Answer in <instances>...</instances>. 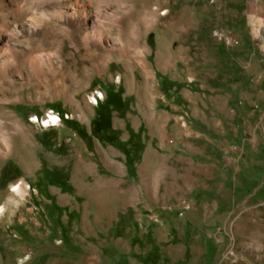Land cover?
Listing matches in <instances>:
<instances>
[{
	"label": "rangeland",
	"instance_id": "rangeland-1",
	"mask_svg": "<svg viewBox=\"0 0 264 264\" xmlns=\"http://www.w3.org/2000/svg\"><path fill=\"white\" fill-rule=\"evenodd\" d=\"M0 29V264H264V0H0Z\"/></svg>",
	"mask_w": 264,
	"mask_h": 264
},
{
	"label": "trees",
	"instance_id": "trees-1",
	"mask_svg": "<svg viewBox=\"0 0 264 264\" xmlns=\"http://www.w3.org/2000/svg\"><path fill=\"white\" fill-rule=\"evenodd\" d=\"M176 86L179 89V85ZM129 109V102L124 101L122 98V92L109 90L106 93L105 100L101 104L96 105V115L90 122V132L91 135L95 138H98L100 134H108L111 137V134H114L115 131L112 128V113L118 112L119 114H125ZM66 125L72 130L79 133L82 138H86L87 132L84 129L81 131L77 128V124L73 121H65ZM126 130L132 137L139 136L138 132L134 135L133 131L130 129V126L126 125ZM114 140H112L113 142ZM126 158H127V166L132 169L133 160H129V153L123 150ZM49 180L48 177H44L47 180L48 185L59 187L63 192H66L65 182L61 180V176L56 173H50Z\"/></svg>",
	"mask_w": 264,
	"mask_h": 264
},
{
	"label": "bare ground",
	"instance_id": "bare-ground-1",
	"mask_svg": "<svg viewBox=\"0 0 264 264\" xmlns=\"http://www.w3.org/2000/svg\"><path fill=\"white\" fill-rule=\"evenodd\" d=\"M60 7V6H59ZM67 7V6H66ZM65 8V7H64ZM61 9V8H60ZM67 9V8H66ZM60 14H62V15H60L59 16V18L61 19V16H63V15H67L64 11H62V9H61V11H60ZM8 16V15H7ZM66 17V16H65ZM85 17V16H84ZM7 18V17H6ZM69 18V17H68ZM86 19V18H85ZM6 22L8 23H5V26L6 25H9V27L11 28V31L14 33V36H20L21 34H22V32H23V28H24V21H23V19L21 18V17H13L12 19H10V20H8V19H6ZM1 25H3V24H1ZM10 28H9V30H10ZM2 29H4V28H2ZM2 29H0V31H2ZM262 33H263V36H264V29H262ZM17 38V37H16ZM56 51V50H55ZM57 52V51H56ZM22 54V53H21ZM20 56V55H19ZM22 56V55H21ZM20 58V57H19ZM40 58V57H39ZM39 58H38V60H39ZM15 59V58H14ZM37 60V63L40 65V66H43L45 63V61L41 58V60H39L40 61V63H39V61ZM5 61H7V60H5ZM4 60H1L0 61V74L2 75L4 72H5V69H6V62H5ZM10 61V60H9ZM12 61V60H11ZM10 61V62H11ZM23 61V60H22ZM15 62V61H14ZM17 62V61H16ZM30 62V61H29ZM28 62L26 61V64H27ZM46 64L50 67L51 65H52V61L50 60L49 61V59H47V61H46ZM16 65V64H15ZM25 66V65H24ZM12 67H14L13 66V64H12ZM18 68H19V66H18ZM17 69V68H16ZM13 70V69H12ZM18 70V69H17ZM14 72V71H13ZM16 72V71H15ZM102 99V93L100 92V91H98V90H95V91H93L91 94H90V96L88 97V100H89V102H91V103H93L94 105H96L97 104V101L98 100H101ZM50 116H49V119H50V121L48 120L47 121V119L48 118H44L45 120H44V122H45V124H48L49 126H50V123L53 121V122H55L56 120L59 122L60 121V119H59V117H57V116H52V111H50ZM48 116V115H47ZM43 120V119H42ZM36 122H38V120L36 121ZM52 122V123H53ZM116 186V185H115ZM12 193H16V194H18L20 197H23V195H24V193H25V190H24V188L22 187V185L21 184H13V185H11V190H10ZM12 200V199H11ZM9 203L10 204H12L13 206H16L17 205V201L16 200H12V201H9ZM7 206H8V204L6 205H3V206H0V216L4 213V211L7 209ZM264 238V237H263ZM86 261H87V264H91V257H88L87 259H86Z\"/></svg>",
	"mask_w": 264,
	"mask_h": 264
},
{
	"label": "built area",
	"instance_id": "built-area-1",
	"mask_svg": "<svg viewBox=\"0 0 264 264\" xmlns=\"http://www.w3.org/2000/svg\"><path fill=\"white\" fill-rule=\"evenodd\" d=\"M91 94V93H90ZM100 101V100H99ZM52 116H58V115H54V113H52ZM31 122H33V123H36V121L38 120V117L36 116V115H34V116H32L31 117Z\"/></svg>",
	"mask_w": 264,
	"mask_h": 264
}]
</instances>
